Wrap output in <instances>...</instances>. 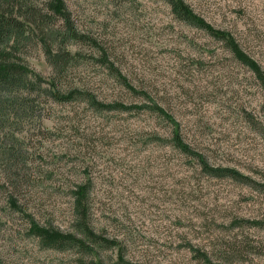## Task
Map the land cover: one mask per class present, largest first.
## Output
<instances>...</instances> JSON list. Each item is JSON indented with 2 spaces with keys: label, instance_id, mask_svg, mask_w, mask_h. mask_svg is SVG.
I'll return each mask as SVG.
<instances>
[{
  "label": "rangeland",
  "instance_id": "1",
  "mask_svg": "<svg viewBox=\"0 0 264 264\" xmlns=\"http://www.w3.org/2000/svg\"><path fill=\"white\" fill-rule=\"evenodd\" d=\"M63 1L88 38L65 45L78 58L53 72L35 31L17 53L41 77L31 109L0 120V264H264V87L239 59L264 76V0H182L223 39L168 0ZM14 3L46 16L48 0ZM80 185L99 245L76 228ZM32 224L86 249L47 246Z\"/></svg>",
  "mask_w": 264,
  "mask_h": 264
},
{
  "label": "trees",
  "instance_id": "2",
  "mask_svg": "<svg viewBox=\"0 0 264 264\" xmlns=\"http://www.w3.org/2000/svg\"><path fill=\"white\" fill-rule=\"evenodd\" d=\"M14 1L15 0H0V120L3 118L2 112L7 109L15 113L21 112L23 114L31 109V102L27 98L29 94L27 88L31 83L29 78L37 79L41 82V77L30 71L23 59L17 56V53L30 37L34 35L35 31H39L42 36H44L42 37V46L46 55V61L53 72L59 74H64L63 71L68 64L71 61H75L79 56L76 52L72 53L66 50L65 45L82 40L86 41L88 39L77 31L63 0H48L47 17L38 14L33 9H27V7L24 6L25 9L22 11L18 10L17 12ZM168 3L177 20L184 21L195 27L203 28L212 36L223 39V34L214 32L208 25L194 16L182 0H168ZM49 16L61 21V26L59 29L52 30L49 34H44L40 27H43V24L46 23ZM54 44H56V46L53 47ZM52 48H56V50L53 51ZM233 52L239 56L235 47ZM242 56H239V59L242 60L241 62L247 64L251 68V71L257 75L264 87V76L260 67L252 61L244 59ZM102 58L103 56L100 57V62H103ZM109 70L112 69L110 68ZM74 95L75 92L73 91L64 95H60L58 92L53 94L56 99L66 101L71 100ZM86 98V101L91 105L103 106L96 102L94 97L86 96ZM106 108L111 107L106 106ZM261 130L264 137V127L261 128ZM177 143L179 146L181 145L179 141H177ZM2 154L4 158L10 160V162L14 160L13 157L15 153L12 149H4ZM202 166L208 169L204 162H202ZM208 172H210V174L211 172L217 174L216 176H230L238 181L249 180L242 178L234 171L226 169L216 168ZM73 194L76 228L86 240L92 241V243L98 245L104 243L105 240L93 234L88 226V207L86 206V201L88 199L87 187L80 185L75 189ZM31 232L40 237L42 242L50 247L62 248L65 245H74L86 249L85 241L78 239L74 235L62 234L56 230L38 227L36 224H32ZM118 261L119 264H131L123 260L122 257H120Z\"/></svg>",
  "mask_w": 264,
  "mask_h": 264
}]
</instances>
